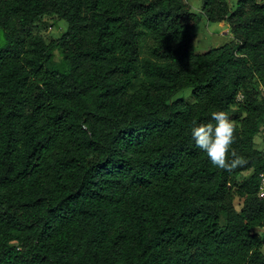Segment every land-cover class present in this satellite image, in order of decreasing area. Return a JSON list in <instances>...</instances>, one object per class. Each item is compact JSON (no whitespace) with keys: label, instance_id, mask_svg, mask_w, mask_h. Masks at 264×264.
<instances>
[{"label":"trees","instance_id":"1","mask_svg":"<svg viewBox=\"0 0 264 264\" xmlns=\"http://www.w3.org/2000/svg\"><path fill=\"white\" fill-rule=\"evenodd\" d=\"M202 1L0 0V264H264V0ZM203 18L232 41L197 54ZM215 111L231 172L192 139Z\"/></svg>","mask_w":264,"mask_h":264},{"label":"rangeland","instance_id":"2","mask_svg":"<svg viewBox=\"0 0 264 264\" xmlns=\"http://www.w3.org/2000/svg\"><path fill=\"white\" fill-rule=\"evenodd\" d=\"M190 9L195 13H200L203 1L202 0H184ZM239 0H229V5L231 9H234L237 6ZM51 20L47 19L48 26H41L39 32L46 39L48 43L58 40L67 30L68 23L64 20L57 21L54 26H49ZM224 28L220 26V23H209L205 18H203L200 24L193 30L194 42H195V51L197 54H205L210 50L219 48L225 44H228L232 41V37L228 34H223ZM5 44L4 34L0 32V48ZM55 61L57 63L61 62V57L59 52L55 53ZM183 99L187 103H193V90L191 88L185 89L179 92L173 100ZM256 148L264 152V129H261V133L255 138ZM250 172H246L242 175L241 178L248 176ZM243 200L236 199L235 205L238 210L241 209ZM221 225H225V216L221 217ZM263 241L264 249V227L256 229L254 231ZM264 254V251H262Z\"/></svg>","mask_w":264,"mask_h":264},{"label":"clouds","instance_id":"3","mask_svg":"<svg viewBox=\"0 0 264 264\" xmlns=\"http://www.w3.org/2000/svg\"><path fill=\"white\" fill-rule=\"evenodd\" d=\"M212 121L215 123L200 124L191 129L192 139L196 147L206 153L208 159L214 167L226 171H233L237 167H243L248 161L232 149L235 142L234 124L229 119L227 112L215 111L211 114ZM195 124V121H193ZM231 153V160L229 159ZM262 185L264 190V173L261 174ZM264 251V249H261Z\"/></svg>","mask_w":264,"mask_h":264},{"label":"built area","instance_id":"4","mask_svg":"<svg viewBox=\"0 0 264 264\" xmlns=\"http://www.w3.org/2000/svg\"><path fill=\"white\" fill-rule=\"evenodd\" d=\"M260 98H261V101H262V105H263V109H264V86H261V88H260ZM263 128H264V126H263ZM262 173H264V170H263V172ZM261 173V174H262ZM261 174H260V190H259V196L261 197V198H264V190H262V188H261V185H262V179H261Z\"/></svg>","mask_w":264,"mask_h":264},{"label":"crops","instance_id":"5","mask_svg":"<svg viewBox=\"0 0 264 264\" xmlns=\"http://www.w3.org/2000/svg\"><path fill=\"white\" fill-rule=\"evenodd\" d=\"M220 26H223V28H224V31L225 32L223 34H225V35H228L229 34L232 37V39H233V35H232L231 31H230L229 24L226 23V22H223V23H220Z\"/></svg>","mask_w":264,"mask_h":264}]
</instances>
